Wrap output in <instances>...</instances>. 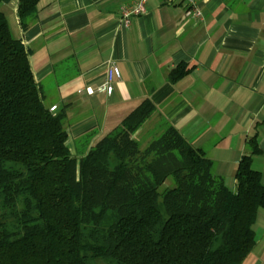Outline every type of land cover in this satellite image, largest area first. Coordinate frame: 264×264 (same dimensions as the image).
<instances>
[{
  "label": "trees",
  "instance_id": "16d2710c",
  "mask_svg": "<svg viewBox=\"0 0 264 264\" xmlns=\"http://www.w3.org/2000/svg\"><path fill=\"white\" fill-rule=\"evenodd\" d=\"M37 2L18 0L22 30ZM188 69L179 63L168 81ZM42 100L29 51L0 11V264L243 263L264 208V179L251 165L255 135L231 190L164 118L140 146L133 134L155 112L149 99L75 155L65 111ZM167 178L173 185L159 193Z\"/></svg>",
  "mask_w": 264,
  "mask_h": 264
},
{
  "label": "crops",
  "instance_id": "0c3cea01",
  "mask_svg": "<svg viewBox=\"0 0 264 264\" xmlns=\"http://www.w3.org/2000/svg\"><path fill=\"white\" fill-rule=\"evenodd\" d=\"M129 1L38 0L25 30L18 0L0 2L11 35L29 51L43 106L65 111L70 152L94 145L149 99L155 112L136 131L147 141L166 119L234 190L255 135L260 152L251 165L264 179V0H195L199 17L189 0H146L145 13L125 27L118 9ZM110 62L120 70L110 95L77 93L98 84ZM179 63L187 73L168 81ZM252 228L256 242L242 264H264V208Z\"/></svg>",
  "mask_w": 264,
  "mask_h": 264
},
{
  "label": "built area",
  "instance_id": "2783aa9c",
  "mask_svg": "<svg viewBox=\"0 0 264 264\" xmlns=\"http://www.w3.org/2000/svg\"><path fill=\"white\" fill-rule=\"evenodd\" d=\"M194 1L195 0H189L194 7V14L199 17L201 16V11L195 7ZM145 4L146 0H130L129 3L120 5L118 14L122 25L128 27L133 17L144 14L146 11ZM262 55L264 58V51ZM116 79H120V70L115 63L110 62L105 69L103 78L98 84L94 86L88 84L83 85L77 89V93H84L86 95H93L95 93L110 95L113 91V83ZM56 108V105H52L49 107V111L54 112Z\"/></svg>",
  "mask_w": 264,
  "mask_h": 264
},
{
  "label": "rangeland",
  "instance_id": "374dc122",
  "mask_svg": "<svg viewBox=\"0 0 264 264\" xmlns=\"http://www.w3.org/2000/svg\"><path fill=\"white\" fill-rule=\"evenodd\" d=\"M44 100H45V97H43V100H42V102L44 103ZM136 133V132H135ZM133 134V137L134 138H136V139H138V141H139V143H140V146L141 147H144V145L146 144V142H147V138H149L148 136L149 135H147L144 131H140L139 133H136V134ZM152 136V135H151ZM70 146V145H69ZM74 151V150H73ZM76 151V150H75ZM173 184H172V180L170 179V178H167L166 180H165V182L163 183V185L159 188V193H161L162 192V189H164V188H169V187H171ZM159 201H161V197L159 196ZM96 264H105V262L104 261H102V260H98V261H96Z\"/></svg>",
  "mask_w": 264,
  "mask_h": 264
}]
</instances>
